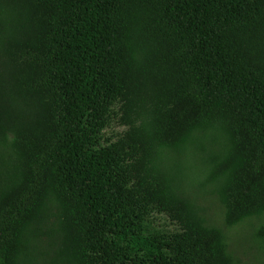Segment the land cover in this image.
<instances>
[{
  "label": "trees",
  "instance_id": "obj_1",
  "mask_svg": "<svg viewBox=\"0 0 264 264\" xmlns=\"http://www.w3.org/2000/svg\"><path fill=\"white\" fill-rule=\"evenodd\" d=\"M260 219L264 0H0V264H240Z\"/></svg>",
  "mask_w": 264,
  "mask_h": 264
},
{
  "label": "rangeland",
  "instance_id": "obj_2",
  "mask_svg": "<svg viewBox=\"0 0 264 264\" xmlns=\"http://www.w3.org/2000/svg\"><path fill=\"white\" fill-rule=\"evenodd\" d=\"M200 204L207 224L223 232L229 251L240 264H264V246L254 238L260 219L245 220L228 228L223 223L222 208L214 197L203 196Z\"/></svg>",
  "mask_w": 264,
  "mask_h": 264
}]
</instances>
